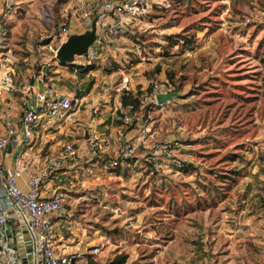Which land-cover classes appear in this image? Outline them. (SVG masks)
Instances as JSON below:
<instances>
[{
    "label": "rangeland",
    "instance_id": "1",
    "mask_svg": "<svg viewBox=\"0 0 264 264\" xmlns=\"http://www.w3.org/2000/svg\"><path fill=\"white\" fill-rule=\"evenodd\" d=\"M44 8L35 14L52 16L50 9L57 10ZM18 9L25 15L23 7ZM26 19H16L15 33L2 39L17 52L12 95L18 103L20 90L37 75L59 91L95 83L93 95L109 91L112 96L126 77L144 97L137 116L146 110L154 116L134 156L125 157L120 149L73 165L75 172L62 184L76 203L71 218L82 223L83 238L61 228L62 241L79 242L74 248L84 249L88 264H113L119 254L125 260L116 264H264L263 216L253 234L244 233L251 228L248 218L256 216L254 208L264 210V182L256 181L253 188L247 181L264 176V0L149 2L125 34L108 36L103 53L90 64L57 61L68 75L46 73L39 53L27 50L29 40L37 43L54 22L44 24L42 36L37 30L27 35L35 19ZM40 23L41 17V30ZM156 80L167 81L172 91L163 106L150 109L145 96ZM123 110L114 113L125 132L116 141L122 149L125 139L136 135L140 119L134 115L124 124ZM87 128L80 129L75 145L83 142ZM169 139L180 145L159 165L151 144ZM249 189L255 191L253 199ZM137 207L142 225L131 226L129 233L126 213ZM242 209L252 215H240ZM93 244L97 253L90 250Z\"/></svg>",
    "mask_w": 264,
    "mask_h": 264
},
{
    "label": "built area",
    "instance_id": "2",
    "mask_svg": "<svg viewBox=\"0 0 264 264\" xmlns=\"http://www.w3.org/2000/svg\"><path fill=\"white\" fill-rule=\"evenodd\" d=\"M158 0H92L85 8L81 9L78 15V25L74 26L70 21H55L49 34L42 36L36 44L35 50L41 56H50L47 61L56 59V52L59 46L73 34V31L80 29L82 33L91 29L92 22L95 21V38L88 46L85 54H75L70 62L78 65H87L100 54L103 53V46L108 36L123 35L127 32L133 19L140 16L145 6L149 2ZM11 6L9 2H4L0 12V28L5 26L10 14ZM75 29V30H73ZM76 33V34H79ZM2 62H7L1 60ZM69 62V63H70ZM14 69L9 67L0 79V90L10 91L14 89L13 81ZM40 81L44 78L40 76ZM21 97V112L19 124L11 121L5 122L4 132H0V264H22L21 252L17 249H10L8 245L11 232L9 222L13 220L20 231H26L30 242V262L29 264H88L77 262L80 257L78 253H61L55 247L56 230L52 220L60 217L66 212L67 192L64 188H58L49 196L41 194V190L46 177L54 170L66 167L74 161L77 156V148L73 141L63 143L62 152L59 154L38 153L40 162L33 163L27 177V188L23 190L18 184V174L26 169V164L31 158L27 155V148L37 139L41 140V134L37 128L45 122L52 124L70 123L75 120L80 111V103L74 93L59 91L50 85H45L42 89L31 92L27 87ZM124 90H132L126 77L116 85V91L121 93ZM172 91V86L167 81H152L150 90L145 99L148 105L163 106L164 101L158 100L159 95H164ZM144 98V97H143ZM140 97V107L143 103ZM149 111V112H148ZM145 115L137 116L138 109L129 105L122 111V121L124 124L130 123L134 115L139 119V129L135 136L125 139L123 155L125 157L134 156L136 149L142 139L151 130V120L154 116L150 110H146ZM20 128L22 134L21 146L13 155L10 165L4 164V156L12 139L15 138L17 129ZM89 142L90 155L100 154L109 145V139L100 137L92 126H88L85 131ZM177 139L155 140L151 144L152 159L158 160L160 155L168 154L174 148L179 147ZM92 253L99 251L98 246H93Z\"/></svg>",
    "mask_w": 264,
    "mask_h": 264
},
{
    "label": "crops",
    "instance_id": "3",
    "mask_svg": "<svg viewBox=\"0 0 264 264\" xmlns=\"http://www.w3.org/2000/svg\"><path fill=\"white\" fill-rule=\"evenodd\" d=\"M92 0H0V12L3 9L4 2H9V5L11 6L10 14L6 20L5 26L0 28V58L1 60H5L7 62H2L0 64V79L2 78L3 74L6 72V70L11 67L14 69V64L18 60L16 55L17 54L15 49L9 48L8 45H5L3 43L2 39H8V32L11 31L12 33H15V26L14 24L18 23V20L22 22V20L27 21L26 18L29 17V20L35 19V23L32 22L31 28L29 29V32L27 35H31L35 33L37 30L39 33L44 32L46 30V25H49L50 21H70V23H73L74 26L78 25V15L81 9L85 8L90 4ZM26 5V6H25ZM48 5H55L57 10L50 9V13L52 16H49L48 13L41 16L42 18V24L41 30L37 29V25L39 22V15L35 14L36 11L39 12H45V6L48 7ZM23 7L25 10V15L22 14L21 10L19 11L18 8ZM54 12V13H53ZM31 13L32 16L28 15ZM37 15V16H36ZM18 19V20H16ZM46 24V25H44ZM54 25V24H53ZM28 26V27H29ZM35 28V30L32 29ZM75 30V29H73ZM81 32L80 29H77L73 31V34ZM41 36L44 34H40ZM11 36V35H10ZM11 37H9L10 39ZM36 42H32L29 40L28 44L26 46L27 50L29 49L30 52L34 51V44ZM14 45V44H13ZM3 47L6 49H3ZM38 60L40 61V66L43 68V70L48 73L51 71L55 75H68L65 74V70L62 69V66L56 64V60L51 59L50 61H47L50 56H41L40 54L37 55ZM34 61H36L34 59ZM57 65V66H56ZM4 71H3V70ZM58 71H61L60 74ZM15 72V71H14ZM57 73V74H56ZM71 75V74H70ZM72 77V76H71ZM45 85H50L46 83V81L42 82L40 81V75H37L36 78L33 80H30L28 86L30 87L29 90L31 92H34L36 90L42 89ZM84 85V84H83ZM82 85V82H78V88H74V91H66L64 87H61L60 91H66L70 93H74L77 89H79V95L77 96L79 103H80V111L77 113L75 120L70 123H59V124H52V122L48 121L43 123L37 128V132L40 135L41 134V140L37 139L29 148H27V155L29 156L30 161L26 164V169L21 171L18 174V184L23 189L26 190L27 188V177L32 169L33 163L40 162V158L38 157V153L40 155L42 154H59L62 152L63 149V143L66 141H73L74 143L79 141V138L77 137L80 129L84 126H92L96 129L97 134L100 137L108 138L110 143L108 146H106L103 151L100 154L97 155H90L89 153V142L87 139V135L84 132L83 135V142L75 145L77 148V156L76 159L66 167L56 169L52 171L45 179L41 194L44 196H49L52 194V192L58 188H64L66 192L68 193L65 186H63L62 181L66 178L65 176L69 172H75L74 169H72L73 165L77 164L80 159L85 162V160H89L91 158L100 157L105 155L107 153L108 155L117 154L119 153L120 149H122V145L120 143H117V140H121L125 132L122 131V127L118 126L114 122V113L120 107V101L118 99V95H120L119 92L115 91L116 93L112 96L111 92H105L102 94L96 93V95H93L95 83L93 86L88 88V85ZM16 86V84H15ZM16 87H14L15 89ZM3 91L0 90V132H4L5 130V122L11 121L15 124H19V118H20V112H21V97L23 95V92L25 90L21 89V97L20 101L18 103L17 98L12 95V91ZM28 89V88H26ZM60 89V88H57ZM22 140V134L20 128L17 129V133L14 139L11 140L7 151L4 156V164L10 165L12 163L13 155L19 150L20 144ZM261 144H258L254 146L255 150L258 149V146ZM148 150V149H147ZM145 150L144 152H146ZM142 155V154H140ZM170 156V154H163L160 155L158 158L159 165L163 164L166 160V157ZM254 179V180H253ZM247 181L251 183L253 186L256 184V181L258 183L264 182V176H259L256 178V176H249L247 177ZM64 183V182H63ZM66 184V183H64ZM254 188V186H253ZM252 188V189H253ZM254 190V189H253ZM248 195H250L251 199L253 197L251 196L252 193L250 189L247 191ZM137 200V199H135ZM74 201V198L68 193L67 194V200H66V212L64 215L60 217H54L52 220L53 226L56 230L55 235V247L57 251L61 253H78L80 255L79 258H77V262L83 261L85 256L84 249L80 250L77 246L78 243L75 245H72L71 243H67L65 241H62V238H64L65 232L75 233L77 234L78 238H83L81 232L83 229L82 223H80L79 219L71 218V215H73V207L76 205ZM133 203V201H132ZM108 205H110L107 202ZM95 206V205H94ZM138 208L130 209L129 211H125L126 215L130 218L127 222H125L126 228L125 231L130 233V230L132 229L131 226L134 229H137L140 227L139 225H142L141 216L142 211H139ZM246 209H242L240 212H238L240 215L245 213L249 214L252 211L248 210V212H245ZM260 211V212H259ZM254 215L248 218L247 225L250 226V230L244 233H247L249 235L253 234V225L258 223V220L260 216H263L264 218V210H258L257 208H254ZM120 214H124L121 212ZM250 215V216H251ZM71 218V220H70ZM262 222V221H261ZM73 223V224H72ZM169 223V222H167ZM168 225V224H167ZM63 228V230H61ZM9 230L11 232V236L9 237L8 245L10 246V249H17L21 252V261L22 264H29L30 262V242H29V235L26 231H20L17 227V224L11 220L9 222ZM81 231V232H80ZM213 242V240H209V243ZM93 246H98L97 244H93ZM92 246V247H93ZM91 246L85 247V249L90 248ZM91 250V248H90Z\"/></svg>",
    "mask_w": 264,
    "mask_h": 264
},
{
    "label": "water",
    "instance_id": "4",
    "mask_svg": "<svg viewBox=\"0 0 264 264\" xmlns=\"http://www.w3.org/2000/svg\"><path fill=\"white\" fill-rule=\"evenodd\" d=\"M95 21L92 22L91 29L86 30L79 34L70 35L66 41H64L56 52V59L64 64L73 60L75 54H85L88 46L95 38ZM170 93L159 95L158 100L164 101L165 97H168Z\"/></svg>",
    "mask_w": 264,
    "mask_h": 264
},
{
    "label": "trees",
    "instance_id": "5",
    "mask_svg": "<svg viewBox=\"0 0 264 264\" xmlns=\"http://www.w3.org/2000/svg\"><path fill=\"white\" fill-rule=\"evenodd\" d=\"M40 68H42L40 66ZM43 70V68H42ZM150 90V86L147 88V91ZM120 108L125 109L129 105H133L135 109H138L140 106V94L138 92H134L133 90H124L120 93ZM122 113V112H121ZM125 256L122 254L117 255L112 261L113 264L117 262H124Z\"/></svg>",
    "mask_w": 264,
    "mask_h": 264
},
{
    "label": "bare ground",
    "instance_id": "6",
    "mask_svg": "<svg viewBox=\"0 0 264 264\" xmlns=\"http://www.w3.org/2000/svg\"><path fill=\"white\" fill-rule=\"evenodd\" d=\"M3 70V69H2ZM4 71V70H3Z\"/></svg>",
    "mask_w": 264,
    "mask_h": 264
}]
</instances>
